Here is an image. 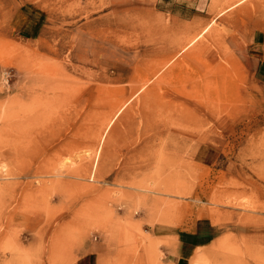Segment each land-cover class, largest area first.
<instances>
[{"label":"rangeland","instance_id":"1","mask_svg":"<svg viewBox=\"0 0 264 264\" xmlns=\"http://www.w3.org/2000/svg\"><path fill=\"white\" fill-rule=\"evenodd\" d=\"M198 1L0 0V264H264V0Z\"/></svg>","mask_w":264,"mask_h":264},{"label":"crops","instance_id":"2","mask_svg":"<svg viewBox=\"0 0 264 264\" xmlns=\"http://www.w3.org/2000/svg\"><path fill=\"white\" fill-rule=\"evenodd\" d=\"M201 3V0L198 1V5ZM192 241L185 240L184 238H180V236H176L174 240H172V246L171 248L162 247L160 248V252L162 253V256L156 261V264H180L181 261L185 260V255L187 252H189L190 249L193 247ZM133 263H131V259H124V261L129 262L131 264H148L147 256L144 255L142 257L141 255L136 256ZM98 260H96V263ZM80 264H84L80 263Z\"/></svg>","mask_w":264,"mask_h":264},{"label":"bare ground","instance_id":"3","mask_svg":"<svg viewBox=\"0 0 264 264\" xmlns=\"http://www.w3.org/2000/svg\"><path fill=\"white\" fill-rule=\"evenodd\" d=\"M226 1V0H225ZM224 0H223V2H225ZM230 1V0H229ZM232 2V1H231ZM231 2H229V4L230 5H232V3ZM238 2H240V0L238 1ZM227 4H228V2H227ZM235 5V4H234ZM227 7H228V5H226ZM223 7V6H222ZM230 7V6H229ZM226 8V7H225ZM224 9V8H223ZM225 10V9H224ZM223 11V10H222ZM193 40V39H192ZM187 44V43H186ZM189 44V43H188ZM180 49H182V48H180Z\"/></svg>","mask_w":264,"mask_h":264}]
</instances>
